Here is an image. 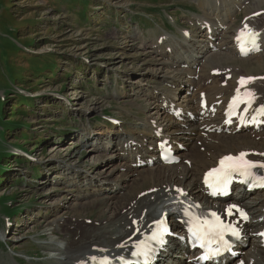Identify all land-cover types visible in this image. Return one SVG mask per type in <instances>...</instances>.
<instances>
[{
	"label": "rangeland",
	"instance_id": "1",
	"mask_svg": "<svg viewBox=\"0 0 264 264\" xmlns=\"http://www.w3.org/2000/svg\"><path fill=\"white\" fill-rule=\"evenodd\" d=\"M208 2L214 8L217 6L216 0H205L202 5ZM251 2L253 3L246 8L238 10L246 4L244 3L236 9L235 19H232L233 23L236 22L235 26L244 15L254 13L258 0ZM198 3L202 2L0 0V158L8 152L12 153L4 161L11 169L7 172V182L0 184V199L7 201L2 205L0 203V225L4 209L23 206L19 212H9L16 215V221L10 226L9 240H0V264H53L49 243L52 239L60 241V235H52L48 230L50 225L56 231L63 232L64 238L65 232L71 231L70 238L74 242L77 238L84 239L81 221L93 224L101 218H109L112 211L104 201L80 205L86 202L78 199L83 193L80 188L83 189L86 185L82 181L87 182L89 178L86 177V172L94 175L103 171V177H107L106 170L113 169L114 173L108 177L112 179V185L116 184L114 190H119V198L116 199L121 203L120 207L129 203L141 186H149L150 183L147 182L139 184L140 175H135L127 182L126 189L121 190V182H117V176L118 172L126 171V168L118 167L124 163V159L121 158V161L120 155L109 159L101 151L93 150L92 145H85L88 131L103 132L97 142H106L119 139L123 135L122 131H130L136 123L135 126H138L145 122L148 116L147 119L160 118L162 124L168 122L161 118L164 115L162 110L159 116L156 114L158 108L155 107L158 103L155 100L159 97L158 92L173 95L170 92L172 87H162L168 84H163L159 81L160 76L152 73V68L160 63H155L157 57L151 50L144 49V44L155 42L157 37L162 36L160 34L169 33L179 47H182L180 51L185 50L188 40L183 37L182 43V29L188 27L196 30L194 37H199L203 32L192 24L195 14L201 12L203 15L207 10H203ZM261 6L259 10L264 8V5ZM222 11L226 13V10ZM205 20L208 21L207 16ZM226 34L223 32L220 40L224 45L232 36ZM205 37L207 38V33ZM205 37L201 34L197 39H189L193 42L187 45L203 42L207 40ZM156 44L159 45L158 41ZM228 46L223 52L238 57ZM253 58L251 63L237 60L224 65L235 68L238 65L245 69L247 75L257 72L263 74L264 61L260 65V61ZM180 69L183 85L185 89H189L187 82L195 78V75L190 78L187 73H191V70L183 67ZM208 70L211 71L210 68ZM174 75L171 71L167 72L169 77ZM233 75L231 80L235 83L239 75ZM217 80L221 84L225 81V75L222 74ZM197 87L195 86L196 89ZM183 91L180 84L176 94L178 100ZM188 93L190 92L186 90V95ZM184 95L185 93L179 103L184 102ZM22 98L33 100L34 107L15 104ZM21 109H24L23 113ZM106 115L119 118L121 123L111 126ZM14 121H22L18 124H28L31 127L22 128L17 123L13 124L16 128L11 127ZM202 128L208 132L205 127ZM198 130L190 131L197 135ZM22 132L26 138H20ZM175 135L186 146L191 145L196 136L191 135L187 139L188 132L173 134ZM208 138L211 136H207L206 140ZM199 139L204 140V135ZM201 140H195L199 147L202 146ZM102 144L99 143V146ZM19 150L26 151L36 161L31 162L23 154H17ZM148 168L140 169L143 170L141 173ZM2 173L4 174L3 170L0 171V177L3 176ZM75 179L80 182L71 185ZM97 196L101 199L103 193ZM72 223L74 225L70 226Z\"/></svg>",
	"mask_w": 264,
	"mask_h": 264
},
{
	"label": "bare ground",
	"instance_id": "2",
	"mask_svg": "<svg viewBox=\"0 0 264 264\" xmlns=\"http://www.w3.org/2000/svg\"><path fill=\"white\" fill-rule=\"evenodd\" d=\"M246 1L247 0H216L217 6L215 8L213 5H209V2L208 4L204 3L203 8L208 10V14L212 13L211 16H207V20L209 22H214L212 25L215 30V36L223 34V31L219 30L218 20L222 18L223 20L229 19L231 21L234 18L236 9L239 5H243ZM256 5L258 7L255 8L254 12L259 11V8L262 7L261 5H264V0H258ZM218 9H220V11L216 13ZM222 10H226V13ZM204 20L205 18L203 21ZM263 20L264 16H259V18L251 19L250 21L258 25V30H262L264 29L261 26ZM230 21L228 23H230ZM158 38L159 37L156 38L155 42H146L144 44V49L151 50L155 57H157L155 63H160L159 65L156 64L155 68H152V73L160 76L159 79L162 83H167L172 87L170 92H172L174 96L168 92H158L159 97L155 100L158 103L155 107L158 108L156 114L158 113L159 116L160 111L162 110L165 116L163 115L161 118H164L163 120H168V122L166 124H162L159 120L160 118H157V126L154 127L153 122H151L150 119H147L142 124L132 127L130 131H122L123 135L118 142L111 139L103 142L104 144H102V141L97 142L100 140L102 134H104L103 132L88 131L87 143H85V145H92L93 150H97V148L100 147L99 143H101L102 149L97 151L103 152L105 156H109V159H113L115 155H120V157L122 155L124 157V154L126 153L124 151L129 149L131 150V152H128V156L122 158L124 159V163L118 166L126 168L125 172H118L117 176V182H121V190L126 189L127 182H129V180L136 175V169L131 167L128 163L129 158H131L132 154L139 155L142 153V148H149L150 145H155L156 141L159 140V128H162V136H168L174 143H176L182 141L178 139V135L173 136V134L188 132L189 135L187 136V139H190V136L193 134L190 130L199 129L197 135L196 132H194V135L198 138H202V135H206V132L202 127L207 129L206 126L217 124L219 122L218 118L211 117L204 121L198 118L197 121L189 122L187 120L180 122L175 120L173 116L168 113V109L173 107L182 110L190 109L197 112L200 103V100H198L199 93L202 90L207 91L210 102H218L224 96L232 93L233 89L236 87V82L234 83V80H228L227 86H221V84L218 83V77L211 75L213 68H226L229 65L225 66V63L237 60L250 62L252 57H254L253 59H258V62L260 61V65L262 64L261 61H264V55L262 53L252 56L251 59L250 56L246 58L240 57L234 46V35L228 38L226 45H229V50L240 58L223 52L222 47L224 46V42L219 43V51L209 54V52H211V48L209 47V41L207 40H203L204 43L197 41V43L199 42V45H197L196 42L191 45L185 44L186 49L180 51L182 47H179V45H177L172 39L163 40L159 45H157L156 42L158 41ZM262 38L264 42V33ZM167 41L168 44H166ZM183 45L184 44H182V46ZM169 48H171V51H168ZM190 50L193 51L192 54H190ZM206 55H208L207 58ZM204 58H206L205 64L203 62ZM186 64H189L190 67L184 68ZM253 65L255 64L253 63ZM180 67L191 70V73H187V76L190 78L193 74L195 75L194 67H201L199 78H193L187 82L189 89H185L183 85L184 81ZM208 68H210L211 71L208 70ZM240 69L243 68L240 67ZM168 71L175 73V75L170 77L167 76ZM234 72L230 73L235 75L242 74L240 73L241 71L236 70V68H234ZM223 75L226 76L227 74L223 73ZM250 75L261 74L251 73L248 76ZM209 80L211 82H209ZM180 84L181 88H184V91L181 92L179 100L181 101L183 93H185L183 96L185 98L183 100L184 102L179 103L177 98L178 95L176 94ZM191 86L198 87L196 90L193 88L190 94L186 95V90L189 92ZM251 89L256 92L258 103L264 104V81L254 83L251 86ZM187 118L188 117H186V119ZM185 124L187 127H183ZM141 129L143 131H147L142 132ZM234 134H236V136ZM260 135L262 136L261 139L254 137L253 134L248 131H242L240 133L231 132L230 135L229 133H222L221 135H214L213 133H210L208 136H211V141L206 140L207 138L203 140L205 143V150L198 148L193 140L192 144L187 146L188 151L178 152V154L183 157V160L178 165L170 166L156 162L153 166L146 165V167L149 168L143 173H141L143 170L139 169V184L143 185L146 182L150 184L148 187L141 186L139 190L135 189L136 193H134L135 195L133 199L131 198V200L128 201L129 203L126 201L127 204L125 203L126 205L123 207H120L121 203L117 202V199L119 198L118 192H116L117 190H114L115 185H112V179L108 177L114 173L113 169L110 171L106 170L107 177H103V171L96 172L93 176L86 174V177L89 176L88 181H82L86 183V185L83 186V189L80 188L83 193L78 196L79 200L86 202L80 203V205L86 206L94 203L95 201H104L109 206V210L112 212L110 213V216H108L109 218H101V220H98L93 224H85L81 222L80 226L82 227V237L84 239L81 240L80 238H77L74 242L70 238L71 231L65 232L66 236L64 238L62 237L63 232L56 231L55 227L50 225L48 227L50 233L52 235H60V241L52 239L51 243H49V248L52 251L51 259L54 260L53 264H90L94 263L91 257L98 258L102 255L119 257L126 255L139 238L150 228L159 204H161L170 195L179 194L177 189L180 187H183L189 196L203 201L205 204L210 206L212 202L205 196L202 183L205 170L210 166H214L217 163L218 158L224 156L226 153L237 154L238 151L241 152L244 150H259L260 153H263L264 132L258 136ZM148 143H150V145H148ZM134 146H141L139 153L133 150ZM151 154L153 155L154 152ZM246 157L252 161H264V157H256L253 152ZM187 158L192 160L191 166H188L189 163H184V159ZM79 182L80 180L75 179L71 185H77ZM176 186L178 187L176 188ZM142 192L146 193L141 195ZM100 193H103V197L101 199L97 196ZM251 196L252 198H250ZM251 196L248 197V193L243 192V196L241 197L242 201H236L243 203V205L247 207L256 218V221H254L251 225L243 226L247 235H249L250 232L254 233L261 229L260 227L262 223L259 222L258 218L262 215L261 210L264 206V192H258ZM213 205L216 206L217 204L213 203ZM224 206L225 204H223V207ZM69 207H71V205H69ZM249 242L250 246L247 249H244L245 255L241 257L243 258L242 260H244L245 264H250L252 261L254 262L253 264H264V248L260 245V240L257 237L250 235ZM177 248L178 242L173 241L170 249L167 252L162 253V255H159L155 264H166L168 261L173 264H188L182 259L183 254L181 248H179V254H175Z\"/></svg>",
	"mask_w": 264,
	"mask_h": 264
},
{
	"label": "snow or ice",
	"instance_id": "3",
	"mask_svg": "<svg viewBox=\"0 0 264 264\" xmlns=\"http://www.w3.org/2000/svg\"><path fill=\"white\" fill-rule=\"evenodd\" d=\"M247 27V26H245ZM243 37L244 39H241ZM255 37L256 34L252 33L249 30L248 34L246 35L245 32L241 31L240 37L238 40L240 42V48L242 54H247L245 50V42L250 43L253 47H255ZM251 79V78H249ZM248 81L245 78H241L240 84L243 86ZM254 94L251 92H245L243 96H241V91L239 88L236 89V95L232 98V101L229 104V113L231 114L235 107H238L240 104H246L244 112L247 113L248 109L251 107L252 103L254 102ZM257 115H264V105H261L258 109H256ZM243 120V116L240 117ZM253 121L256 119L255 116L252 117ZM246 153H240L238 157L233 156H226L222 158L219 162L220 166L218 168L212 169L205 178V182L208 183V177H213L216 186H224L227 184L228 180L231 177V174L234 171H239L242 176L248 177L251 176V169L255 167H264V164H257L256 162L249 161L245 159ZM210 187L213 185L210 184ZM180 192V189H177ZM235 206H229L227 212L229 215L232 214V208ZM239 211V210H238ZM185 215L189 216V220L185 221V223L190 224L189 231L192 235L200 241V246L206 249L205 255L201 257V259H207L208 254L212 251L208 245L212 244L214 241L218 243L220 246H228V242L225 239V235L228 232H231L232 235H238L237 230L233 228L231 225H225L221 220L220 216L216 213H211L210 215L214 219H200L199 217L191 216L189 210L185 209ZM241 215H244L241 213ZM246 219L247 217L244 216ZM167 231L166 226L164 225L163 221L157 223L156 229L152 232L151 236L146 238L147 240L156 241L160 236L163 235ZM146 241H141L138 244L137 251L133 252V255H144L145 257L148 256L149 248ZM218 251V248H217ZM213 255L216 253L213 251ZM94 262L97 264H110L107 257H104L97 261L96 257H91Z\"/></svg>",
	"mask_w": 264,
	"mask_h": 264
},
{
	"label": "trees",
	"instance_id": "4",
	"mask_svg": "<svg viewBox=\"0 0 264 264\" xmlns=\"http://www.w3.org/2000/svg\"><path fill=\"white\" fill-rule=\"evenodd\" d=\"M20 102H17V103H15V104H18V105H21V104H26V106H29V107H34V103H33V101L31 100V99H25V98H22V100L20 99L19 100ZM18 108V107H17ZM18 110V109H17ZM23 110L24 109H21V112L23 113ZM19 111H20V109H19ZM16 113H17V111H16ZM18 114V113H17ZM18 122H22V121H14L13 123H11V127H14V128H16L13 124H15V123H17L18 124ZM9 128V127H8ZM9 130H12L11 128L9 129ZM20 138L21 139H23V138H26L25 137V134H24V132L23 133H21V136H20ZM45 142H43V144H44ZM5 158V159H4ZM10 158V155H4V157L2 158L3 159V161H7V159H9ZM4 177L3 178H0V182L1 183H4Z\"/></svg>",
	"mask_w": 264,
	"mask_h": 264
}]
</instances>
